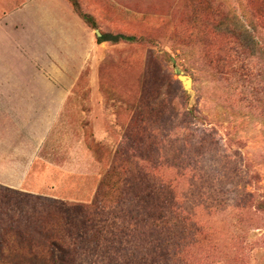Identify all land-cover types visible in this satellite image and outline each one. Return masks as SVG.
Instances as JSON below:
<instances>
[{"label": "rangeland", "instance_id": "374dc122", "mask_svg": "<svg viewBox=\"0 0 264 264\" xmlns=\"http://www.w3.org/2000/svg\"><path fill=\"white\" fill-rule=\"evenodd\" d=\"M79 2L97 28L68 0L28 6L46 45L40 69L71 86L39 155H28L43 129L33 113L0 112V196L72 205L73 241L45 243L43 211L0 198V264H264V95L253 97L264 90V0ZM22 3L0 0V16ZM97 32L146 41L98 43ZM226 50L232 65L214 70ZM116 156L129 161L122 201L92 209ZM113 222L127 229L116 237Z\"/></svg>", "mask_w": 264, "mask_h": 264}, {"label": "crops", "instance_id": "0c3cea01", "mask_svg": "<svg viewBox=\"0 0 264 264\" xmlns=\"http://www.w3.org/2000/svg\"><path fill=\"white\" fill-rule=\"evenodd\" d=\"M31 1L23 0L21 6L0 16V64L8 65L7 70L0 73V112L33 113L36 123L43 129L37 139L28 135V155H39L71 86L66 79L55 76L60 82L58 85L54 78L40 69V62L41 65L45 63V50H42L46 45L40 39L37 27L29 22ZM33 48L42 49L41 59L37 56L38 59L30 60ZM14 155L25 154L18 151ZM1 184L11 187L7 183Z\"/></svg>", "mask_w": 264, "mask_h": 264}, {"label": "trees", "instance_id": "16d2710c", "mask_svg": "<svg viewBox=\"0 0 264 264\" xmlns=\"http://www.w3.org/2000/svg\"><path fill=\"white\" fill-rule=\"evenodd\" d=\"M68 2L71 4L76 14L84 21V23H86L90 27L97 28V24L94 17L91 14L86 13L82 10L79 0H68ZM97 41L98 43H103L107 41L114 43L121 41L136 43L139 41L144 42L146 40L143 39V37L138 39L136 36H129L124 34H112V35L102 34L101 36H98ZM229 51L234 52V50H226L224 57H216V59L213 62L215 64L214 70L219 71V68L224 69L227 66L232 65L233 60L231 59V55L227 56L228 54H230ZM263 91L264 90L262 88H259V86L255 87L254 93L259 92L258 95L253 94V97L256 96L255 99V101L257 100L256 104H258L260 101H263V97L261 96L264 95ZM128 163L129 161H127L126 159L120 156L115 157L114 160L115 165H113L112 168L106 174H104V176L101 179L94 200L91 203L92 209H98L103 204H105L106 206L108 205L111 206V205H119L121 203L123 193L119 187V179L121 177L120 172L123 171V168L125 166H128ZM9 193L10 194L8 195L1 194L0 198L2 200L24 203L26 205L30 204L43 211V213L35 220L40 224V227L43 230L49 232V234L45 238L46 241L44 240L45 243L52 244V246H64L66 244L72 243L73 241L72 235H74V227H76V222L74 219H72L73 215L71 211L74 209L73 207H71L72 205H68L64 201L63 202L53 201L49 197H44L42 195H33L23 192L18 193L15 191L14 192L9 191ZM77 207H81V206H77ZM81 209L82 212L80 213H82V215H87L85 209L83 207H81ZM90 220L94 221V219H92L91 217L88 219V221ZM96 222L98 224H103V226L107 224V221L106 220L102 221V219ZM116 225L118 226L117 228ZM130 226H132V224H129V227ZM113 227L115 228V233L113 235H116V237L120 235L121 232L122 234L124 233V231L122 230L123 228L127 229V225L125 226V224H123L121 226L116 222H113ZM105 228H107V226L101 227L102 230ZM92 241L97 243L99 240L94 239ZM34 248H38V246L35 245V243H30L28 247L23 246L22 249L23 250L28 249V254H30L32 253Z\"/></svg>", "mask_w": 264, "mask_h": 264}, {"label": "water", "instance_id": "95a60500", "mask_svg": "<svg viewBox=\"0 0 264 264\" xmlns=\"http://www.w3.org/2000/svg\"><path fill=\"white\" fill-rule=\"evenodd\" d=\"M97 35L100 36V33L97 32ZM178 79L181 82L183 88L185 89V91L187 93H191L192 94V84H193V80L190 76L184 75V74H180L178 75Z\"/></svg>", "mask_w": 264, "mask_h": 264}]
</instances>
